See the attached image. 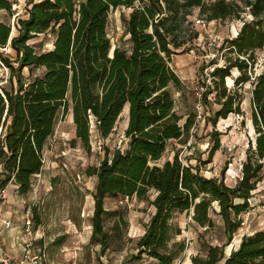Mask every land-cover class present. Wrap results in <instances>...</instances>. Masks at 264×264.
Returning a JSON list of instances; mask_svg holds the SVG:
<instances>
[{
  "label": "trees",
  "instance_id": "obj_1",
  "mask_svg": "<svg viewBox=\"0 0 264 264\" xmlns=\"http://www.w3.org/2000/svg\"><path fill=\"white\" fill-rule=\"evenodd\" d=\"M242 1L28 0L26 17L16 18L17 36L12 37L11 24L1 22L0 50L10 47L16 59L0 53L12 84L9 90L0 84V204L11 182L21 195L32 189L34 176L44 168V151L55 135L60 113L71 114L75 141L89 149L91 121L99 136L108 138L127 108V148L113 154L106 150L100 165L87 171L97 177L90 238L101 247L100 253L104 255L115 243L121 250L129 227L124 214L106 209L105 200L136 197L148 201L155 211L130 261L176 264L187 243L176 240L182 228L175 219L186 214L197 226L210 229L215 213L223 220L227 242L203 243L202 253L189 258L191 264H264V230L244 236L231 254L225 249L242 227L241 216L253 208L264 171V67L253 75L257 52L264 49V0H244L245 7ZM14 7L12 0H0V11L13 16ZM118 8L131 9L129 18H124L129 50L112 49L107 32L109 15ZM194 8L207 15V22L241 20L242 12L250 17L242 18L238 35L224 39L201 72L214 67L209 73L211 84H203L207 90L202 101L208 105L213 95L219 106L208 119L215 128L220 119L244 114L241 91L247 84L251 87L255 140L234 186L225 183L227 167L220 177L201 172L221 148L216 130L211 133L213 146L207 160L185 164L176 151L162 163L170 143L188 137L197 119V113L175 110L176 95H183L185 86L172 67L177 51H192L200 37V31L186 30ZM41 35H53L51 49L38 51L30 44ZM25 69L30 71L27 78ZM37 69L43 73L34 76ZM234 70L238 75L231 89L227 79Z\"/></svg>",
  "mask_w": 264,
  "mask_h": 264
},
{
  "label": "rangeland",
  "instance_id": "obj_2",
  "mask_svg": "<svg viewBox=\"0 0 264 264\" xmlns=\"http://www.w3.org/2000/svg\"><path fill=\"white\" fill-rule=\"evenodd\" d=\"M27 1L12 0L15 5L13 16L5 10L0 11V23L12 25V37L18 35L16 18L26 17ZM241 6L245 7L244 0ZM130 12V8H118L109 15L107 32L112 41V49L116 46L128 50L130 48L129 35L126 33L124 22V18H129ZM191 15L189 18L191 24H186V30L190 32L196 29L200 31V37L193 44L194 50L183 54L180 53L181 50H178V54L172 58V67L182 78L185 86L183 95L180 93L176 95L175 110L180 114H195L198 111L196 105L199 98L196 92L206 80L204 78L206 72L201 73L202 68L208 65L209 60L215 56V51L219 48L215 46L208 48L206 45L220 44L224 39L234 38L242 25V18L250 20L248 13L245 12L241 13V20L233 18L211 22H207V15H203L200 9H192ZM197 20L203 21L204 24H197ZM53 41V35H41L30 44L38 51H46L52 48ZM0 53L13 62L16 59V52L10 47L0 50ZM257 60L253 75L263 70L264 49L257 52ZM42 73L43 69H37L34 71V76ZM23 74L26 78L29 77V69H25ZM237 75V71L234 70L231 77L227 79V86L231 89L234 87V79ZM10 77L9 68L4 67L0 60V84L8 90L12 86ZM14 81L13 84H15ZM250 91L251 87L248 84L241 91L244 114L240 116L233 114L226 120L220 119L216 128L208 121L212 109H219L212 96V100L205 107L204 119L196 121L188 137L185 136L181 141L170 143L162 163L172 159L176 151L179 152V157L185 164L195 166L197 159L207 160L208 151L213 146L211 133L216 130L221 134V148L215 153L212 163L203 166L201 172L209 178L220 177L222 170L227 167L225 183L227 186H234L242 177V164L248 156L250 142L255 140L251 123L252 93ZM127 122L128 112L126 111L117 122L113 134L108 138H101L92 120L91 148L88 149L79 140L75 141L76 129L71 114L63 117L60 113L55 135L48 141L44 151V168L40 175L34 176L32 189L27 194L21 195L17 187L12 184L2 193L0 245L11 260L21 259L24 246L27 241H31L35 252L44 251L46 255L44 264H156L149 259L130 261L137 253V241L145 233L146 226L155 211V208L146 200L136 197L131 200L121 197L105 200L104 206L107 210L121 212L129 222L124 244L122 243L124 247L121 250H119V244L114 242L115 244L103 255L100 253L101 247L92 243L90 238L95 209L93 195L96 192L97 177L88 175L87 171L89 168L100 165L106 150L113 154L115 150L127 148L128 140L125 138ZM263 197L264 171L256 202L253 208L241 216L244 222L236 232L231 245L225 248L227 254L238 247L244 236L264 230ZM35 211L38 217H35ZM28 216L32 221L31 234L28 233L25 225ZM212 218L215 225L210 229L197 226L186 214L175 219L174 223L182 228V234L176 240H185L187 243L184 257L176 264H191L189 258L202 253L203 243L213 246L226 244L227 237L224 233L222 218L215 213L212 214Z\"/></svg>",
  "mask_w": 264,
  "mask_h": 264
},
{
  "label": "built area",
  "instance_id": "obj_3",
  "mask_svg": "<svg viewBox=\"0 0 264 264\" xmlns=\"http://www.w3.org/2000/svg\"><path fill=\"white\" fill-rule=\"evenodd\" d=\"M196 23L197 24H204V22L201 20H197ZM204 27H205V25H204ZM223 41L220 44L208 43L206 46L208 48L211 46L220 47V45L223 43ZM213 70H214V67H209V69H206L204 71V72H206L205 76H204V78H206V80H204V82H207V84H209V85L211 84V81H212V77H209V73L212 72ZM204 82L201 84V86L199 87V89L196 92L197 96L199 98L197 101V105H196V108L198 109L197 119H196L197 122H199L201 119H204V113H205V107L206 106L203 104L202 98H203L204 92L207 90L206 86L203 85ZM212 96L213 95H211L209 97V100H212ZM237 116H239V115H237ZM1 198L3 200V194H1ZM25 225H26V229H27L28 233L31 234L32 221H31V218H29V216L27 217ZM33 245H34L33 242L27 241V243L23 249L22 258L19 260H14V259L11 260L10 257L4 252L3 248H1V245H0V264H44V261H45L44 258L46 257L44 251L38 250L37 252H35L33 249Z\"/></svg>",
  "mask_w": 264,
  "mask_h": 264
},
{
  "label": "crops",
  "instance_id": "obj_4",
  "mask_svg": "<svg viewBox=\"0 0 264 264\" xmlns=\"http://www.w3.org/2000/svg\"><path fill=\"white\" fill-rule=\"evenodd\" d=\"M239 31H240V28H239ZM238 33H239V32H237L235 35L237 36ZM175 72H176V71H175ZM250 92H251V91H250ZM127 110H128V109L126 108L125 111H127ZM127 112H128V111H127ZM253 128H254V127H253ZM36 176H37V175H36ZM12 184L15 185V186L17 187V185H16L14 182H11V183L9 184V186L12 185ZM9 186H8L5 190H7V189L9 188ZM5 190H4V191H5ZM4 191H3V192H4ZM1 204H2V203H1ZM10 241H11V240H10ZM240 243H241V242H240ZM240 243H239V244H240ZM238 246H239V245H238ZM232 249H233V248H232ZM234 249H236V248H234ZM231 252H232V251H231ZM231 252L228 253V254H231ZM190 262H191V259H190Z\"/></svg>",
  "mask_w": 264,
  "mask_h": 264
}]
</instances>
